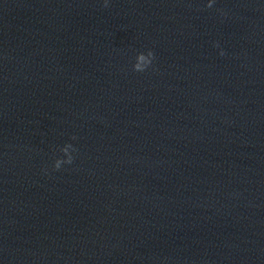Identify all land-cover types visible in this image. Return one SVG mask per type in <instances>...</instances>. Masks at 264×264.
I'll return each mask as SVG.
<instances>
[{
    "label": "water",
    "instance_id": "obj_1",
    "mask_svg": "<svg viewBox=\"0 0 264 264\" xmlns=\"http://www.w3.org/2000/svg\"><path fill=\"white\" fill-rule=\"evenodd\" d=\"M260 1L0 0V264H91ZM67 144L74 161L55 170Z\"/></svg>",
    "mask_w": 264,
    "mask_h": 264
},
{
    "label": "clouds",
    "instance_id": "obj_2",
    "mask_svg": "<svg viewBox=\"0 0 264 264\" xmlns=\"http://www.w3.org/2000/svg\"><path fill=\"white\" fill-rule=\"evenodd\" d=\"M214 2L215 0H210L207 7L211 8ZM104 6L105 7L108 6V0H105ZM216 46L218 47L219 45L217 44ZM221 55H225V53L222 51ZM154 59H155V52L153 50H149L146 54L143 52L139 53L137 56V62L134 64V71L137 72L146 71L150 66H152ZM73 139H76V137H73ZM61 151L66 155L67 159L66 160L57 159L54 165L55 170H60L61 166L65 163L72 164L74 161L72 152L77 151V149H75L72 144H67L61 149Z\"/></svg>",
    "mask_w": 264,
    "mask_h": 264
}]
</instances>
